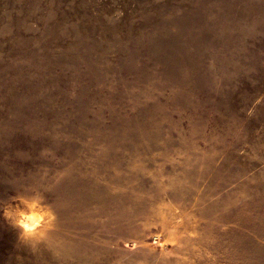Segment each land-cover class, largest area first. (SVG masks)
<instances>
[{
	"label": "rangeland",
	"instance_id": "rangeland-1",
	"mask_svg": "<svg viewBox=\"0 0 264 264\" xmlns=\"http://www.w3.org/2000/svg\"><path fill=\"white\" fill-rule=\"evenodd\" d=\"M33 194L0 264H264V0H0V203Z\"/></svg>",
	"mask_w": 264,
	"mask_h": 264
},
{
	"label": "clouds",
	"instance_id": "clouds-1",
	"mask_svg": "<svg viewBox=\"0 0 264 264\" xmlns=\"http://www.w3.org/2000/svg\"><path fill=\"white\" fill-rule=\"evenodd\" d=\"M0 211L10 226L19 230L20 238L25 240L42 237L44 233L41 229L51 226L55 220L54 213L42 203L38 194L10 196L6 202L0 203Z\"/></svg>",
	"mask_w": 264,
	"mask_h": 264
}]
</instances>
